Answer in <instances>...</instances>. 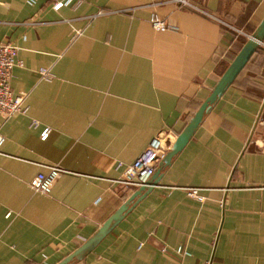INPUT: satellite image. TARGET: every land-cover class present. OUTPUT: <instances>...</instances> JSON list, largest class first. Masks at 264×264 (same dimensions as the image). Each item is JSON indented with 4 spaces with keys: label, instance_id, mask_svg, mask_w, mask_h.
Wrapping results in <instances>:
<instances>
[{
    "label": "crops",
    "instance_id": "1",
    "mask_svg": "<svg viewBox=\"0 0 264 264\" xmlns=\"http://www.w3.org/2000/svg\"><path fill=\"white\" fill-rule=\"evenodd\" d=\"M64 1L0 0V42L17 50L9 90L28 108L0 117V264H58L90 238L136 190H116L115 165L162 133L174 142L264 18V0H70L53 10ZM152 17L178 32L154 31ZM263 141L264 42L158 186L70 264H264ZM53 166L65 173L50 193L32 192Z\"/></svg>",
    "mask_w": 264,
    "mask_h": 264
},
{
    "label": "built area",
    "instance_id": "2",
    "mask_svg": "<svg viewBox=\"0 0 264 264\" xmlns=\"http://www.w3.org/2000/svg\"><path fill=\"white\" fill-rule=\"evenodd\" d=\"M37 0H26L27 4H34ZM70 0H65L64 2H56L53 4V10H58L63 4L68 3ZM176 4L181 7H187L191 9H196L188 0H174ZM212 20L218 21L214 16L200 11ZM151 28L156 32H178V28L170 25L162 20L152 17L150 20ZM16 48L8 43L0 42V117L4 120L14 116V115H25L27 112V107L23 104L24 98L18 95H12L9 90V80L11 78L12 69L17 66L15 61ZM38 75L41 80H49V73L44 70H38ZM30 128H36L37 123L31 121L29 124ZM48 135V130L44 129L40 135V140H45ZM2 138H0V145L2 143ZM173 143V139L165 133H162L155 138H153L148 146L143 150V152L138 156V158L129 165L123 166L121 163L115 165V169H122L121 180L117 183L122 184L124 187L129 189H138L144 186L150 178L153 176L157 165L164 158L166 153L169 151L170 146ZM262 150L264 151V141L262 143ZM46 173H38L29 182V189L37 194L47 196L50 193L51 187L54 181L65 172L58 167H47ZM191 196L196 197L198 200H202L198 196L196 190H191ZM5 217H8L6 214ZM179 257H189L190 254L183 250L181 247L176 250ZM204 264H210L206 262Z\"/></svg>",
    "mask_w": 264,
    "mask_h": 264
},
{
    "label": "water",
    "instance_id": "3",
    "mask_svg": "<svg viewBox=\"0 0 264 264\" xmlns=\"http://www.w3.org/2000/svg\"><path fill=\"white\" fill-rule=\"evenodd\" d=\"M264 42V18L256 28V30L248 37L241 50L235 56L230 65L226 68L220 79L216 83L215 87L201 104L197 112L182 130V132L176 137L174 142L169 148L161 162L157 165L153 176L142 187L132 191L126 200L121 204L79 247H77L72 253L62 259L58 264H70L74 261L82 259L88 252L96 246L99 241L107 235L114 226L121 221V219L130 211L135 205L154 187L158 186L163 173L171 165L176 156L184 149L189 140L192 138L196 130L201 125L204 117L212 110L217 101L223 96L225 91L232 85L234 80L244 69L248 61L258 50L260 45ZM116 190L121 194H125L128 188L118 183Z\"/></svg>",
    "mask_w": 264,
    "mask_h": 264
},
{
    "label": "rangeland",
    "instance_id": "4",
    "mask_svg": "<svg viewBox=\"0 0 264 264\" xmlns=\"http://www.w3.org/2000/svg\"><path fill=\"white\" fill-rule=\"evenodd\" d=\"M246 37H247V39H248V37H249V36H248V35H246Z\"/></svg>",
    "mask_w": 264,
    "mask_h": 264
},
{
    "label": "trees",
    "instance_id": "5",
    "mask_svg": "<svg viewBox=\"0 0 264 264\" xmlns=\"http://www.w3.org/2000/svg\"><path fill=\"white\" fill-rule=\"evenodd\" d=\"M256 53V52H255Z\"/></svg>",
    "mask_w": 264,
    "mask_h": 264
}]
</instances>
